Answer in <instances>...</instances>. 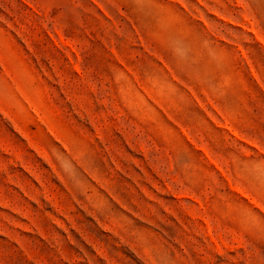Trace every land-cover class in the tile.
Returning <instances> with one entry per match:
<instances>
[{
    "label": "rangeland",
    "instance_id": "obj_1",
    "mask_svg": "<svg viewBox=\"0 0 264 264\" xmlns=\"http://www.w3.org/2000/svg\"><path fill=\"white\" fill-rule=\"evenodd\" d=\"M0 264H264V0H0Z\"/></svg>",
    "mask_w": 264,
    "mask_h": 264
}]
</instances>
